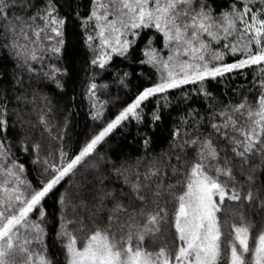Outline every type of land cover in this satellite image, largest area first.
<instances>
[{
    "label": "snow or ice",
    "instance_id": "obj_1",
    "mask_svg": "<svg viewBox=\"0 0 264 264\" xmlns=\"http://www.w3.org/2000/svg\"><path fill=\"white\" fill-rule=\"evenodd\" d=\"M0 264H264V0H0Z\"/></svg>",
    "mask_w": 264,
    "mask_h": 264
},
{
    "label": "trees",
    "instance_id": "obj_2",
    "mask_svg": "<svg viewBox=\"0 0 264 264\" xmlns=\"http://www.w3.org/2000/svg\"><path fill=\"white\" fill-rule=\"evenodd\" d=\"M71 51V49H70ZM78 59V56L77 55H73V60H77ZM251 78V77H249ZM75 87L77 91H79V88H78V81H77V84L76 85H70V90H69V93H68V97L66 99H70L71 95H72V91L71 89ZM169 119L166 118L165 119V124L169 123ZM90 124V121H88L86 119V116L83 112L80 113L79 116H76L75 114L73 115V118H72V122H71V125L69 127V137L74 139L76 138L77 136H80L81 138L83 137V134L85 132L88 131V127L87 125ZM157 136H160V137H163L167 134V129L166 127H161L160 129L157 130ZM118 136H120V139L123 140L124 137L121 135V134H117ZM114 139H116V137H114ZM134 150V147L133 149Z\"/></svg>",
    "mask_w": 264,
    "mask_h": 264
}]
</instances>
